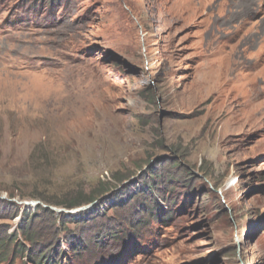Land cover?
<instances>
[{
  "label": "rangeland",
  "instance_id": "rangeland-1",
  "mask_svg": "<svg viewBox=\"0 0 264 264\" xmlns=\"http://www.w3.org/2000/svg\"><path fill=\"white\" fill-rule=\"evenodd\" d=\"M0 240L264 264V0H0Z\"/></svg>",
  "mask_w": 264,
  "mask_h": 264
},
{
  "label": "trees",
  "instance_id": "trees-1",
  "mask_svg": "<svg viewBox=\"0 0 264 264\" xmlns=\"http://www.w3.org/2000/svg\"><path fill=\"white\" fill-rule=\"evenodd\" d=\"M89 200L93 201V197L91 199H85V200H82V201H78V202H66V203H59V205H65L67 208H70V207H74V206H78L79 204L83 203V202H88ZM54 203V202H53ZM54 204H57V203H54ZM58 205V204H57ZM30 235L32 236V233H31V230L29 231ZM117 237V236H115ZM1 241V240H0ZM7 242H0V260L4 259L5 258V254H6V249H4V245H6ZM44 256V254H43ZM43 258V257H42ZM44 260L40 261L39 264H51L50 262V258L48 259L47 258V262L46 263H43ZM53 264H56V263H53Z\"/></svg>",
  "mask_w": 264,
  "mask_h": 264
}]
</instances>
